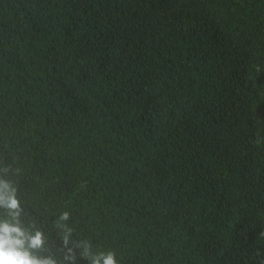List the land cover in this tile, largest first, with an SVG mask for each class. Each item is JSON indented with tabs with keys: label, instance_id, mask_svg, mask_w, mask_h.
Wrapping results in <instances>:
<instances>
[{
	"label": "trees",
	"instance_id": "obj_1",
	"mask_svg": "<svg viewBox=\"0 0 264 264\" xmlns=\"http://www.w3.org/2000/svg\"><path fill=\"white\" fill-rule=\"evenodd\" d=\"M0 178L58 259L66 225L77 257L264 264V0H0Z\"/></svg>",
	"mask_w": 264,
	"mask_h": 264
},
{
	"label": "clouds",
	"instance_id": "obj_2",
	"mask_svg": "<svg viewBox=\"0 0 264 264\" xmlns=\"http://www.w3.org/2000/svg\"><path fill=\"white\" fill-rule=\"evenodd\" d=\"M16 191L10 181L0 178V264H79L80 259L87 264H118L114 251L93 253L91 245L83 246L77 257L75 250L68 247L72 230L66 225L62 257L46 254L44 233L24 223V209ZM68 219V212L61 214L60 220Z\"/></svg>",
	"mask_w": 264,
	"mask_h": 264
}]
</instances>
